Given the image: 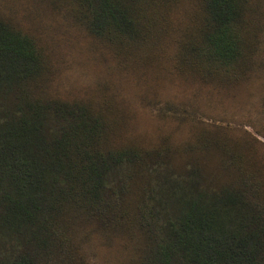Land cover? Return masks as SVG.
<instances>
[{"label":"trees","instance_id":"trees-1","mask_svg":"<svg viewBox=\"0 0 264 264\" xmlns=\"http://www.w3.org/2000/svg\"><path fill=\"white\" fill-rule=\"evenodd\" d=\"M179 1L48 4L133 64L161 42ZM190 1L178 68L237 83L253 59L257 10L251 0ZM51 74L48 46L0 13V264H95L82 226L117 238L132 264H264V144L204 122L214 131L184 145L126 142L108 86L98 100H62L47 91Z\"/></svg>","mask_w":264,"mask_h":264},{"label":"rangeland","instance_id":"rangeland-1","mask_svg":"<svg viewBox=\"0 0 264 264\" xmlns=\"http://www.w3.org/2000/svg\"><path fill=\"white\" fill-rule=\"evenodd\" d=\"M48 2L0 0V13L48 46L52 74L47 91L52 97L98 100L99 84L108 86L111 103L126 115L124 140H138L149 148L165 138L173 146L184 145L199 133L213 132L214 126L227 128L223 133L235 140L246 130L264 144V0H251L257 10L251 27L256 39L253 59L241 80L229 86L205 82L191 70L178 68L176 45L193 27L194 1L180 0L171 7L167 33L161 42L149 44L144 59L135 56L133 64L118 61L114 49L93 40L65 7ZM78 233L95 264H132L133 255L121 250L117 238L90 234L83 226Z\"/></svg>","mask_w":264,"mask_h":264}]
</instances>
